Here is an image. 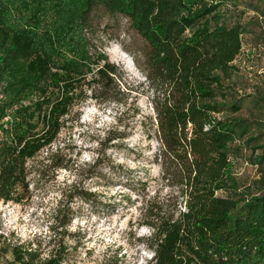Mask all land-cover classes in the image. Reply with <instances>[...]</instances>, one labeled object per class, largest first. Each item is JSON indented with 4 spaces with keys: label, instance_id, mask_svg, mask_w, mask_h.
Listing matches in <instances>:
<instances>
[{
    "label": "trees",
    "instance_id": "trees-1",
    "mask_svg": "<svg viewBox=\"0 0 264 264\" xmlns=\"http://www.w3.org/2000/svg\"><path fill=\"white\" fill-rule=\"evenodd\" d=\"M220 5L0 0V200L26 196L27 161L50 148L74 108L113 83L117 67L92 39L104 17L120 16L144 43L134 60L151 91L155 157L175 189L174 211L148 209L150 264H264V166L254 191H240L231 174L234 141L255 139L246 136L250 121L234 116L241 98L230 81L245 29ZM249 6L264 17V0ZM251 148L261 165L264 142ZM47 158L64 167L57 152ZM6 247L0 256L9 251L14 264H70L60 242L43 258L21 244Z\"/></svg>",
    "mask_w": 264,
    "mask_h": 264
},
{
    "label": "rangeland",
    "instance_id": "rangeland-1",
    "mask_svg": "<svg viewBox=\"0 0 264 264\" xmlns=\"http://www.w3.org/2000/svg\"><path fill=\"white\" fill-rule=\"evenodd\" d=\"M249 1L220 5L229 18L239 16L245 29L230 75L241 98L234 116L249 120L246 136L255 137L248 144L236 139L239 150L230 157L231 174L244 192L254 191L264 166L254 163L260 150L251 148L264 142V17ZM92 44L116 65L113 83L74 108L50 148L27 161L26 196L0 200V246L21 244L43 258L60 242L70 264H150L147 212L158 206L174 211L175 189L155 157L151 91L134 60L141 61L144 43L125 18L115 16L103 18ZM50 152L60 155L64 167L51 166ZM0 264H14L9 251Z\"/></svg>",
    "mask_w": 264,
    "mask_h": 264
}]
</instances>
